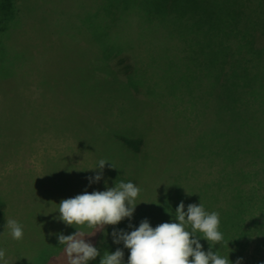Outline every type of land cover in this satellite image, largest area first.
Returning a JSON list of instances; mask_svg holds the SVG:
<instances>
[{
    "label": "rangeland",
    "instance_id": "obj_1",
    "mask_svg": "<svg viewBox=\"0 0 264 264\" xmlns=\"http://www.w3.org/2000/svg\"><path fill=\"white\" fill-rule=\"evenodd\" d=\"M76 2L28 0L32 22L20 32L28 47L20 69L26 74L10 83L0 64V249L9 264H29L52 241L57 251L45 264H68L58 234L77 229L57 219L58 204L85 191H104L117 180L141 189L138 204L131 219L85 237L101 254L89 264H99L106 251L125 249L113 242L112 232L126 224L134 229L145 218L153 227L175 222L181 201L185 211L201 202L220 218L229 205L227 137L233 142L242 136L228 125L224 74L217 76L218 62L211 57L217 48L207 41L206 25L198 28L205 33L198 44L153 45L140 36L117 60L84 27H78L81 38L75 35L73 17L65 14L74 12ZM131 67L135 79L126 78ZM242 113L253 125V113ZM121 137H138L141 146L128 152ZM245 138L256 147L254 128ZM100 159L108 160L102 179L89 183L100 171L89 168ZM234 178L233 188L239 175ZM10 218L22 225L23 239L11 237ZM251 250L245 249L240 264H254L248 261L255 258L248 257Z\"/></svg>",
    "mask_w": 264,
    "mask_h": 264
},
{
    "label": "trees",
    "instance_id": "obj_2",
    "mask_svg": "<svg viewBox=\"0 0 264 264\" xmlns=\"http://www.w3.org/2000/svg\"><path fill=\"white\" fill-rule=\"evenodd\" d=\"M27 2L0 0V64L10 83L26 74L20 69L26 63L28 47L20 39V32L24 31L22 27L30 28L28 21L32 22ZM71 9L74 12L65 16L73 17L70 25L75 24V35L81 38L78 27H84L99 48L105 54L114 52L117 60L125 52L123 48L140 36L153 45L183 48L203 42L207 33L208 43L217 48L211 56L218 62L217 76L224 74L226 110L232 117L229 128L242 136L233 142L227 137L229 161L224 174L229 205L220 218L224 239L212 250L235 264L237 258L244 257L245 249H252L248 257L255 258L248 261L264 264V0H77ZM177 24L180 30L175 28ZM205 25V33H198V28ZM132 72L131 67L125 72L126 78L135 79ZM13 87L16 85L5 91ZM242 111L253 113V125L251 116L245 117ZM251 128L255 131V148L245 138ZM119 141L128 152L141 146L138 137H121ZM235 175L239 179L233 188ZM123 230L133 229L126 224ZM200 240L206 246L203 250L208 251V241ZM51 243L44 246L41 255L27 259L29 264H35L34 260L47 263L57 251L58 243ZM122 250L127 264L130 250Z\"/></svg>",
    "mask_w": 264,
    "mask_h": 264
},
{
    "label": "clouds",
    "instance_id": "obj_3",
    "mask_svg": "<svg viewBox=\"0 0 264 264\" xmlns=\"http://www.w3.org/2000/svg\"><path fill=\"white\" fill-rule=\"evenodd\" d=\"M106 162L108 160L100 159L96 167L89 168L100 170L89 178V183L102 179ZM108 166L115 168L112 163ZM140 191L133 182L120 181L104 191H85L60 201L57 219L77 229L70 235L58 234V242L64 245L68 264H89L101 255L97 247L86 242L85 237L104 230L107 225L131 219ZM6 227L14 240L23 239V227L17 220L8 219ZM85 227L96 231L86 234L81 231ZM219 227L218 212L209 213L201 202L188 204L185 211V204L181 201L175 209V222H163L153 227L145 218L130 232L113 230L112 237L114 243L122 242L130 250L127 264H233L229 257L212 250L224 239ZM200 238L208 241V251L203 250ZM241 259L237 258L235 264H240ZM0 262L9 264L3 249H0ZM99 264H125L123 250L117 248L114 252H104Z\"/></svg>",
    "mask_w": 264,
    "mask_h": 264
}]
</instances>
